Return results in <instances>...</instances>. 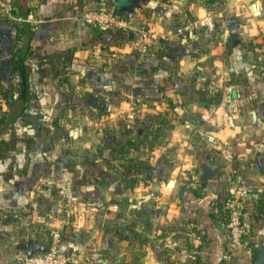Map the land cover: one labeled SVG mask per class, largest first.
Here are the masks:
<instances>
[{
	"label": "crops",
	"instance_id": "0c3cea01",
	"mask_svg": "<svg viewBox=\"0 0 264 264\" xmlns=\"http://www.w3.org/2000/svg\"><path fill=\"white\" fill-rule=\"evenodd\" d=\"M118 3L0 0V117L22 106L10 101L22 88L12 56L26 42L16 32L26 23L33 35L24 92L34 95L0 132V264H15L27 239L46 247L52 230L72 255L67 264H254L264 254V0L255 11L226 12L235 19L222 23L225 16L209 18L221 7L193 0L185 11L161 0L121 5L119 13L150 28L146 52L83 19L87 9L115 12ZM133 92L142 113H124L94 150L72 145L89 135L91 117L122 109ZM181 124L193 126L180 138L193 173L167 179L175 203L162 231L148 184ZM134 132L135 142H125ZM230 206L241 212L246 245L228 244L222 219Z\"/></svg>",
	"mask_w": 264,
	"mask_h": 264
},
{
	"label": "rangeland",
	"instance_id": "374dc122",
	"mask_svg": "<svg viewBox=\"0 0 264 264\" xmlns=\"http://www.w3.org/2000/svg\"><path fill=\"white\" fill-rule=\"evenodd\" d=\"M161 1L165 5L179 6L178 7L179 10L181 8V9H183L182 11H185V7L187 6V2H188V0H161ZM193 1L197 4H199V3L205 4L206 6H208L209 11L212 10L210 7L216 8V7H214V5L221 7L220 10L224 11L223 14H219V15L216 14L215 15L214 13H210L211 12L210 11L209 12V15H210L209 18L211 19L210 21H212L214 23V22H217L218 17L224 18L225 15L227 17L230 15L229 17H231V18H229V20H226L227 19L226 16L224 19L220 20V22L222 23L223 20H226L227 22H229V21H233V19H235L232 16L233 14H225L226 12H232L233 9H237V8H239V9L241 8L242 10H247L248 4L255 3L258 0H214L211 2L208 0H193ZM131 2H132V0H119V3L117 6H115L114 11L116 13H119V11L122 9V8H120L121 5L127 6ZM107 9H109V8H107ZM215 11H216V13L219 12L217 9H215ZM178 13H180V11ZM126 15L129 19V21L134 26H137V27L145 26L148 30L150 29L146 24L139 22L140 20L131 19L128 16V14H126ZM179 16H180V14H179ZM187 17H190V14L187 15ZM209 27H212V26H209ZM129 32H130V35H128V39L130 41H133V35L135 33L133 30H130ZM135 45L136 44H134V48H135ZM125 93H127V92H125ZM125 97L128 99L124 103L125 106L122 109H121V107H119V108L117 107V109L112 110V114H110L108 116L103 115L101 117H91L90 118V126L87 129V130H89L88 131L89 135H87V136L84 135L81 138L80 142H78V141L74 142L72 145H77V146H79V148H82L83 146H87V148L90 147L94 150L95 144H97V143L100 144L101 141L104 139V137H105L104 131L110 130L111 129L110 127L113 128V131H117V126L120 125L118 122L121 121L120 119L122 118V115L124 113L129 112L131 117H132L133 116L132 113L133 114H136V113L139 114V113L143 112L142 109L138 110V104L137 103H139V101L134 102V100H133V98L137 97L135 92H133V94L129 93L128 95H125ZM120 98H122V97L119 95H115L112 97V102L114 103V105L120 104V101L124 97L122 99H120ZM148 98H150V99H148V103H149L150 107L157 105V103L156 104L154 103L155 99H152L149 96H148ZM158 101L161 102L162 100L159 99ZM112 102L109 101V104L107 105L109 111L111 110L110 106H111ZM163 102H166V100L164 99ZM139 107H140V105H139ZM85 121H89L88 117L85 118ZM129 121H131V120H129ZM192 128H193V126H190L186 130L184 125L181 124V125H178L175 129H173L172 134H173L174 139H171V140L167 141L166 144H164V145H167V147L168 146L171 147L173 145L172 154H169V156H167V155L165 156V154H162L163 157L160 158L161 164L159 166V168H160L159 175L153 174L152 177L150 175L151 178L149 180L150 183L148 184V186H150L151 188H149L148 192H154L155 194H153V196L158 197L160 199L158 204L160 205L159 209H160L161 213L158 215V218L155 219L154 222L156 223V227L159 229H162V231L164 230L165 226L167 229V226L171 222L170 218L173 216L172 213H174V211L172 210V207H173V203H175V202H172V204H169L170 200H169L167 193H169L170 187H168L167 179L179 177L180 180H183L184 176H189L193 173L194 159L191 158L190 155H186V150H187L186 148L188 147V143L180 141V138H182V137L184 138L185 136H187V134L189 133L188 131H190V129H192ZM135 134H136V132L132 133L129 136H126L125 142L128 140H132V142L133 141L135 142V140H136ZM164 145H162V146H164ZM131 146H134V145L130 144V147ZM159 148L155 147V149H159ZM134 149H137V145L134 146ZM140 149H141V147L138 146L139 151H140ZM150 149H152V148L150 147ZM156 152H158V150ZM149 160L152 161V158ZM155 171H156V169H155ZM173 190H174L173 192L176 191L175 188H173ZM101 191H102V193H104V191L102 189H101ZM171 201H172V199H171ZM146 207L148 208V210H146V212L148 211L147 213H149V212L151 213V211L153 209L152 206H146ZM110 209H112V208H110ZM113 210H115V213L119 214V210H121L120 203L117 204L116 208L114 206ZM127 214L133 216L132 210H130L129 212H124V215H127ZM146 215H150V214H146ZM129 257H130L129 261H132L133 258H131V256H129ZM146 260L152 261L153 259L152 258L148 259L146 257Z\"/></svg>",
	"mask_w": 264,
	"mask_h": 264
},
{
	"label": "built area",
	"instance_id": "2783aa9c",
	"mask_svg": "<svg viewBox=\"0 0 264 264\" xmlns=\"http://www.w3.org/2000/svg\"><path fill=\"white\" fill-rule=\"evenodd\" d=\"M87 24L100 31L115 29L121 31H134L133 42L141 49L148 51L150 31L145 27L134 26L126 14L115 13L104 8L87 9L82 14ZM226 237L230 246L246 245L244 238L246 229L243 225L241 212L236 206H230L225 213ZM61 234L52 230L50 240L44 250H38L31 254L24 253L15 264H67L72 258L71 254L61 251L58 247Z\"/></svg>",
	"mask_w": 264,
	"mask_h": 264
},
{
	"label": "trees",
	"instance_id": "16d2710c",
	"mask_svg": "<svg viewBox=\"0 0 264 264\" xmlns=\"http://www.w3.org/2000/svg\"><path fill=\"white\" fill-rule=\"evenodd\" d=\"M208 1L211 2V1H214V0H208ZM104 9H106L108 11H111V10H109L107 8H104ZM120 14H125V13L120 12ZM16 32L18 33L17 34V38H20V34H23L24 36H26V42H24L21 45H16V47L14 48L13 56H12L13 67H14V70H16L19 73H20V71H22L24 73L26 79H27V72H26V66H25L24 60L30 53V49H31L30 46L31 45H30L29 40L32 38L33 32H32V29H30V26H29L28 23L24 24L22 27L17 28ZM102 32L113 33L116 36H120V37L123 36V35L128 37V35H130L129 31H121V30H115V29L104 30ZM181 52L182 51L178 52L177 54H181ZM108 74L106 75L105 78L106 79L108 77L112 78V76L110 74L109 75ZM103 75H105V73H103ZM106 79L104 81H106ZM114 79L115 78H113V80ZM19 83L21 84L20 81H19ZM135 87H136V85H135ZM33 96H34L33 94H30L29 92H27V90H25L23 96H21V94L19 93L18 94V98L10 100V101L19 100V101H21L22 106L18 109L17 113H15V114H12V113L10 114V112L8 110L3 111V114L0 117V124L2 123L1 126H0V132H7L9 130V128L12 127L14 118H16V117H18V116H20V115H22L24 113V108L26 106V105H24L25 102L30 100V98H33ZM222 220H223L224 225H225V218H223Z\"/></svg>",
	"mask_w": 264,
	"mask_h": 264
},
{
	"label": "water",
	"instance_id": "95a60500",
	"mask_svg": "<svg viewBox=\"0 0 264 264\" xmlns=\"http://www.w3.org/2000/svg\"><path fill=\"white\" fill-rule=\"evenodd\" d=\"M255 6L258 7V4L256 2L250 4V8L252 10L254 9ZM20 75H21V82H22L21 94L23 95L24 89H25V77L22 71H20ZM232 94H235V91H232ZM20 248L27 254H31L35 251L45 249L44 245H42L41 243H39L38 241L34 239H27L26 241L22 242L20 244ZM254 264H264V254L260 253L256 261L254 262Z\"/></svg>",
	"mask_w": 264,
	"mask_h": 264
}]
</instances>
